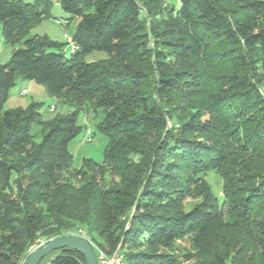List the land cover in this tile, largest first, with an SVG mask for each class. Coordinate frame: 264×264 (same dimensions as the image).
<instances>
[{
	"label": "trees",
	"instance_id": "obj_1",
	"mask_svg": "<svg viewBox=\"0 0 264 264\" xmlns=\"http://www.w3.org/2000/svg\"><path fill=\"white\" fill-rule=\"evenodd\" d=\"M57 3L80 19L70 57L26 38L53 0H0L3 42L17 47L0 66V264L80 229L108 254L120 246L124 264H264V0ZM96 51L108 59L86 62ZM18 78L76 110H4ZM83 109L103 114L105 159L72 170Z\"/></svg>",
	"mask_w": 264,
	"mask_h": 264
},
{
	"label": "rangeland",
	"instance_id": "obj_2",
	"mask_svg": "<svg viewBox=\"0 0 264 264\" xmlns=\"http://www.w3.org/2000/svg\"><path fill=\"white\" fill-rule=\"evenodd\" d=\"M23 1L30 2L31 0ZM166 1L171 7H179V0ZM50 12L51 17L42 19L39 24L31 28L30 33L26 38L36 35H47L54 41L67 44L65 46V53L67 57H70L73 45L71 36L75 32L80 19L77 17L73 18L71 15L66 14L57 3V0H53V6ZM68 22L69 24H67ZM15 48L17 47L7 45L3 42L2 29L0 28V66L8 62ZM106 59H108V54L99 51L93 52L85 58L86 62H97ZM23 90L27 91V94L24 96L21 95ZM32 103L43 104L40 112L49 118L56 114L72 113L76 110L75 107H70L66 103L51 97L42 85L35 81L23 80L21 78L17 79L16 86L11 90L9 98L4 105V110L26 108ZM52 105L54 108L51 107ZM102 120L103 114L100 111L95 112L89 110V112H87V110L84 109L81 111L79 124L83 127L82 134L69 145V150L73 155L72 170L80 169L85 159H93L97 163H103L105 159L107 139L98 129V125ZM88 131L92 133V141H86ZM36 141H41L40 135L36 138ZM206 180L211 185L216 197L222 201L221 176L211 172L206 176ZM200 200L201 199H193L190 201V204H196L200 202ZM91 238H94L96 243H101L97 234H92Z\"/></svg>",
	"mask_w": 264,
	"mask_h": 264
},
{
	"label": "water",
	"instance_id": "obj_3",
	"mask_svg": "<svg viewBox=\"0 0 264 264\" xmlns=\"http://www.w3.org/2000/svg\"><path fill=\"white\" fill-rule=\"evenodd\" d=\"M63 249L77 251L85 257L86 264H99L93 246L78 236H65L49 241L43 247L32 252L23 264H42L44 259Z\"/></svg>",
	"mask_w": 264,
	"mask_h": 264
},
{
	"label": "built area",
	"instance_id": "obj_4",
	"mask_svg": "<svg viewBox=\"0 0 264 264\" xmlns=\"http://www.w3.org/2000/svg\"><path fill=\"white\" fill-rule=\"evenodd\" d=\"M72 53L76 52L78 50L77 46L73 43L72 45ZM27 94L26 90H23L21 92V95L24 96ZM54 108V107H52ZM54 110V109H52ZM86 141H92V133L90 131L87 132V137ZM67 236H78L86 241H88L94 248L96 254H97V259L99 264H124V257L121 252L120 246L117 247V249L112 253L108 254L104 252L102 249H100L98 246H96L91 239L89 238L88 234L86 231L83 229H80L76 232H70L68 233ZM46 243L43 241H38L35 245L30 247V253L36 251L37 249L43 247Z\"/></svg>",
	"mask_w": 264,
	"mask_h": 264
},
{
	"label": "crops",
	"instance_id": "obj_5",
	"mask_svg": "<svg viewBox=\"0 0 264 264\" xmlns=\"http://www.w3.org/2000/svg\"><path fill=\"white\" fill-rule=\"evenodd\" d=\"M51 107H54V106L52 105ZM52 257H53V255L50 256V257H48V258H46V259L43 261L42 264H49V262H50V260H51Z\"/></svg>",
	"mask_w": 264,
	"mask_h": 264
}]
</instances>
